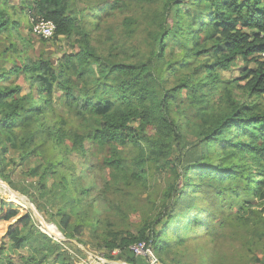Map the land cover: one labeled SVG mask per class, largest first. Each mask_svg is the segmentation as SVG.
Listing matches in <instances>:
<instances>
[{"label": "trees", "instance_id": "obj_1", "mask_svg": "<svg viewBox=\"0 0 264 264\" xmlns=\"http://www.w3.org/2000/svg\"><path fill=\"white\" fill-rule=\"evenodd\" d=\"M93 1L0 0V175L15 189L8 168L37 160L39 194L26 196L65 237L85 245L91 231L107 260L146 264L131 250L144 243L160 264H264V0ZM24 17L32 31L53 23L51 39L75 38L76 51L58 69L22 55ZM86 142L108 149L110 217L76 205L89 193L70 156ZM0 216L17 253L2 244L0 264L71 263L29 211Z\"/></svg>", "mask_w": 264, "mask_h": 264}, {"label": "rangeland", "instance_id": "obj_2", "mask_svg": "<svg viewBox=\"0 0 264 264\" xmlns=\"http://www.w3.org/2000/svg\"><path fill=\"white\" fill-rule=\"evenodd\" d=\"M92 1L93 0H81V2L79 3L80 5L79 4L78 5L79 7L84 8L92 3L94 4L95 1L93 2ZM112 1L113 0H111V3ZM117 17L118 19L116 24H119L121 15H118ZM105 22L106 20L105 18H103V21L100 23L101 25L104 26ZM112 22L113 20H110V24ZM21 23L22 24L19 28L20 36L19 38H17V41L19 43V49L22 51V55L24 54L29 55L33 61H37L40 58L48 59L49 61H51L53 66L58 69L60 66V59L62 55L70 51H76L75 40H74L75 38H72L70 40L66 39L63 41L58 40L57 42H55V40L50 39L46 41V43H43L40 40V38H38L31 30V26L30 23L28 22V18L24 17L21 20ZM90 24L88 21L87 25H89V28H90ZM24 39L25 42L23 41ZM34 39L38 42L34 43ZM8 66L9 68L11 67L10 64ZM234 69L236 72L237 67H235ZM227 75L230 76L237 74L228 73ZM19 83L26 87L25 90L26 92L32 91L28 85V82L25 81L24 78H21L19 80ZM35 91L36 89H33V92ZM58 96H59L58 92H55V98H57ZM55 107H56V114L64 113V110L62 109V107H60L59 104H56ZM191 140L192 138H189V141ZM107 156H108L107 147L102 148V147H98L96 144L87 143V142L85 144V154L83 156H79L78 154L75 153L70 156V161H72L75 166V171L71 172V174L73 177L78 178L80 180L76 185V190L80 191V189L83 188L85 191L89 193L84 202L83 200H81L80 202H77L76 205L77 204L82 205V207L83 205H86L85 206L86 210H89V212L93 216L101 215L100 217L102 218L104 217V215L110 214L108 209L105 207L104 203L99 198V193L106 182V171L103 169V162ZM12 158H15L16 162L19 164L20 162L19 157L13 155ZM36 161L35 160L32 161L30 168L26 166H22L21 164L16 167H14V165H11L8 168V175L10 176L11 181L14 183L16 187L15 189L11 188L7 183V180L0 175V182H2V184H5L8 189L19 194L21 198L27 200L26 203L29 204L31 199L28 196H26V194L28 193H33V195L39 194V192L35 188V184L38 181V178L30 177L28 173L31 167H34L36 165ZM167 181H168V177L167 176L163 177L159 182L161 187L164 186L165 183H167ZM50 183L51 182H49L48 185H50ZM2 184L0 183V209L2 205H4L7 210H17L20 213L29 211L33 217V221L36 227L41 232L46 234L49 238H52L53 243L59 245L62 251L68 253L69 257H71L72 259L70 264H126L122 261H111L105 259L103 257L104 250L102 248L100 249L99 246H101V244H99V242L94 239L95 237L91 231L89 230L84 231L83 235L80 236V238H78L83 240L85 243V245H81L77 239H69L65 237V235L57 225L49 222L48 219L45 217V215L41 214L38 211L39 212L38 215H40L48 225H50L53 229H55V231L58 232L60 236L56 237L49 234L41 225L37 217L38 215L34 213L33 208H30L31 205L21 206L19 205L20 204L19 200H17L18 202L13 201L14 198L11 197L10 192L5 188V186L3 187ZM232 186L234 188L236 187L235 185ZM29 188H31L32 190H30ZM44 196L47 197L46 195ZM39 201L44 202L43 199L41 198H39ZM45 207L49 215H53L57 213L56 210H54L52 207H49L47 204ZM63 210L67 212L70 211L69 208H65V207H63ZM61 218L62 216L59 215L56 216V220L58 223L61 221ZM9 225L10 223L3 222L0 216V246L2 244L7 245L6 254L17 257L16 255L17 253H14L13 249L9 247L7 239H5V235L8 231ZM70 230L72 229L70 228ZM204 245H205V241L202 239L189 244L188 251L192 255V258H199V256L196 253V248L197 246L200 247ZM28 251L25 250L24 254L28 255L29 254ZM149 251L150 250H148L149 254H148V258L146 257L145 263L160 264V262H156V260L158 259L153 256L152 251L150 252ZM18 253H22V252H18ZM117 253L118 251H115L113 254H117ZM47 260H48V264H69V262L61 256H57V257L49 256Z\"/></svg>", "mask_w": 264, "mask_h": 264}, {"label": "built area", "instance_id": "obj_3", "mask_svg": "<svg viewBox=\"0 0 264 264\" xmlns=\"http://www.w3.org/2000/svg\"><path fill=\"white\" fill-rule=\"evenodd\" d=\"M55 30H56V28H55L53 23L45 22L44 20H42L40 18L37 19L33 24L34 34H36L37 36H40L42 38H45V39L53 38V36L55 34ZM263 57H264V54H263ZM131 250L135 253L136 256L148 257V254H149L148 253L149 249H145L144 243H141V244H138V245L131 247ZM156 262H159V261L156 260Z\"/></svg>", "mask_w": 264, "mask_h": 264}, {"label": "bare ground", "instance_id": "obj_4", "mask_svg": "<svg viewBox=\"0 0 264 264\" xmlns=\"http://www.w3.org/2000/svg\"><path fill=\"white\" fill-rule=\"evenodd\" d=\"M0 183L2 184V182H0ZM2 185H3V187L5 186V188L10 192L11 197L14 198L13 201L18 202L17 200H19L21 205H29V206H30L29 203H26L27 200H25V199H23V198H21V197H18L17 194H16L14 191L8 189L7 186H6L5 184H2ZM2 185H1V186H2ZM6 192H7V191H6ZM6 192H5V193H6ZM1 193H3V192H1ZM5 196H6V195H5ZM8 197H9V196H8ZM8 197H6V198H8ZM30 208H33V207L30 206ZM37 217H38V219H39L41 225L43 226V228H44L49 234H51V235H53V236H56V237H59V236H60L59 233L56 232L55 229H53L50 225H48V224L43 220V218H42L40 215H38Z\"/></svg>", "mask_w": 264, "mask_h": 264}, {"label": "water", "instance_id": "obj_5", "mask_svg": "<svg viewBox=\"0 0 264 264\" xmlns=\"http://www.w3.org/2000/svg\"><path fill=\"white\" fill-rule=\"evenodd\" d=\"M17 194V193H16ZM17 196H19V194H17ZM20 197V196H19ZM30 201V200H29ZM30 205L33 207V211L36 215H38V211L36 210L35 206L33 205V203L30 201Z\"/></svg>", "mask_w": 264, "mask_h": 264}]
</instances>
